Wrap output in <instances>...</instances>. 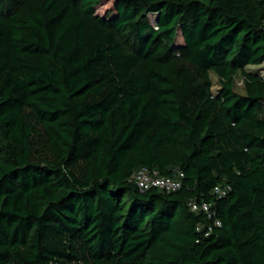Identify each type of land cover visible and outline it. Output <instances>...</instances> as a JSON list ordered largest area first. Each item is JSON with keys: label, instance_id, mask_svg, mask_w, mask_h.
Here are the masks:
<instances>
[{"label": "trees", "instance_id": "obj_1", "mask_svg": "<svg viewBox=\"0 0 264 264\" xmlns=\"http://www.w3.org/2000/svg\"><path fill=\"white\" fill-rule=\"evenodd\" d=\"M263 62L264 0H0V264H264Z\"/></svg>", "mask_w": 264, "mask_h": 264}, {"label": "built area", "instance_id": "obj_2", "mask_svg": "<svg viewBox=\"0 0 264 264\" xmlns=\"http://www.w3.org/2000/svg\"><path fill=\"white\" fill-rule=\"evenodd\" d=\"M182 178H183V174L179 171L176 172L175 177L164 178V177H159L155 172L150 173L146 169H140L130 177V182L134 183L135 186H137V188L141 192L148 191L152 188H156L165 191L166 193H169L180 189L181 187L180 180ZM228 191H230L229 186L219 185L213 189L212 193L216 198L219 199L224 197ZM210 207L211 205L205 202H203L202 204L191 202L189 204V209L191 212L196 214L204 213L207 214L209 218H211L212 215L210 211ZM213 225L215 227H219L220 223L218 221H214Z\"/></svg>", "mask_w": 264, "mask_h": 264}, {"label": "rangeland", "instance_id": "obj_3", "mask_svg": "<svg viewBox=\"0 0 264 264\" xmlns=\"http://www.w3.org/2000/svg\"><path fill=\"white\" fill-rule=\"evenodd\" d=\"M200 1H203V2H208V0H200ZM102 10L103 9H99L98 12H101L102 13ZM246 71L247 72H253L257 75H259L263 80H264V62L263 64L261 65H258V66H249L246 68ZM211 81H213V92H216L217 89H218V86H219V81L217 78H215V76L211 75ZM234 88H235V91L239 94H243V80L241 78V76H237L234 78Z\"/></svg>", "mask_w": 264, "mask_h": 264}]
</instances>
